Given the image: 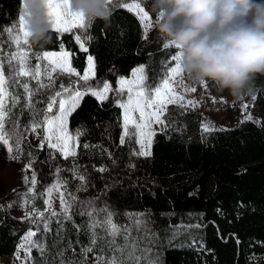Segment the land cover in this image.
Instances as JSON below:
<instances>
[{
    "label": "trees",
    "instance_id": "1",
    "mask_svg": "<svg viewBox=\"0 0 264 264\" xmlns=\"http://www.w3.org/2000/svg\"><path fill=\"white\" fill-rule=\"evenodd\" d=\"M20 5L21 0H0V53L6 78L14 50L4 29L17 22ZM143 6L151 17H157L152 11V0H144ZM110 12V23L97 21L85 29L82 39L87 52L81 51L75 42L74 31L62 35L51 32L50 42L43 47L29 40L30 61L35 59L33 53L59 52L63 43L77 73L85 70L87 56H93V81H108L114 92L119 77H128L136 66L142 65L143 86L152 91L165 79L176 50H165L157 36L146 41L133 13L121 7ZM39 62L44 65V61ZM20 79L30 80L29 88L33 90L38 81L45 85L31 96V111L26 107L29 97L23 87L9 88L10 96L18 97L19 103L11 109L7 126L11 128V122L18 121L21 131L30 123L33 113L36 120L45 115L50 97L61 90V84L73 87L79 83L76 75L69 78L59 71L51 77L42 74L37 79ZM205 84L215 95L228 96L217 92L212 83ZM255 87L258 118L206 136L201 132L199 112L169 105L164 117L166 126L155 135L149 157L135 156L129 144L120 143L122 110L114 93L103 102L90 94L83 95L68 119V129L79 133L74 155L65 159L45 147L35 146V137L43 135L40 129L37 134L24 136L22 151L11 153L21 160L24 171L32 161L25 173H34L36 184L34 193L29 194L27 212H43V219H50V231H45L35 216V223L17 216L25 213L21 207L22 193L2 197L0 205L5 207L0 210V258L12 257L21 237L34 229V241L45 250L42 255L33 248L31 264H60L58 253L63 250L65 261L71 259L79 264L81 247L89 244V218L80 212L87 210L89 202L98 209L107 208L122 229L132 227L138 214L151 222L150 229L161 238L170 227L179 226L187 231L191 226V235L177 237L171 246L167 241L163 246L157 245L160 264H255L253 257L264 258V77L255 81ZM79 176L85 178L83 186ZM58 180L65 185L66 193L77 198L72 220L64 221L63 226L57 222L63 217L50 216L45 204L46 188ZM132 235H137L135 230ZM101 245L99 241L91 254H99Z\"/></svg>",
    "mask_w": 264,
    "mask_h": 264
},
{
    "label": "snow or ice",
    "instance_id": "2",
    "mask_svg": "<svg viewBox=\"0 0 264 264\" xmlns=\"http://www.w3.org/2000/svg\"><path fill=\"white\" fill-rule=\"evenodd\" d=\"M114 0H107L108 8L113 5ZM47 16L48 22L51 26V32L56 34L69 33L73 29L84 30L90 28L86 19L82 14H74L71 11L70 0H47ZM118 7L126 9L129 13H133L138 18L141 25H143L145 32V39H147V33L151 28L149 12L142 7L140 3H120ZM163 14H161L162 17ZM7 32V36L11 43L15 45V52L10 57L7 67L9 68V74L6 75L3 71L4 62L2 59V53H0V148L7 146V152L13 153L14 151H22L21 144L25 135L37 134V130L43 131V135H38L40 140V148L45 146L50 150L59 152L60 155L67 159L68 156L74 155L71 151L69 142L72 140V136L67 130V122L73 111L79 106L80 99L85 94L94 96L98 101L103 102L107 98V94L112 91L111 85L107 83L102 84V90L96 88L93 90L89 85L85 90H81L79 87H66L61 84V90L55 92L50 97V102L45 109V115L41 119L36 120L35 114L30 118V123L25 126L21 131L18 121L11 122L12 126L9 128L7 125L10 122V112L12 108H15L19 103V98L16 96H10L9 88L11 86L23 87L24 92L28 94L29 102L26 107L31 111L33 105L31 103V96L34 92H38L39 88L45 87L44 84L38 81V87L36 89H30L29 81H22L21 77H31L37 79L40 76L41 65L37 64L33 67L30 63L31 47H30V33L27 30L25 17L19 15L18 24L14 23L11 27L4 29ZM87 39H91L88 36ZM75 42L79 45L80 50L87 52L88 49L82 40L81 35L75 36ZM174 46L171 43H164L163 48L165 50L171 49ZM0 48H3V40L0 39ZM27 48V50H25ZM35 59L38 61H46L44 65V74L51 77L52 73L59 70V74L63 75L67 73L69 78L77 75L75 69L70 66L69 56L70 53L65 51L63 43L59 45V52L55 51H43L42 53H33ZM171 60L175 62L174 67H170L168 75L163 79L162 86L155 87L154 91L145 90L143 82L145 77L143 75L144 68L138 67L131 73V79H119L117 95H121L119 107L123 110L122 115V132L123 135L120 139V143L124 144L125 140L131 137L132 142L138 145V149L134 152V155L139 157H149L151 155V146L153 139L157 134L155 131L156 125L166 126L164 117L167 113V107L169 105H179L181 108L186 106H195L196 102L188 100L184 102L183 94L178 93L177 88L182 85V81H178L176 78L180 77L183 73L181 67L182 55L179 52L171 55ZM94 58L91 55L87 56V70L83 75L79 76V80L83 82H89L94 77ZM185 91H189L185 89ZM195 91V89H190ZM67 93V95H65ZM11 99V105H8V99ZM256 97H253L255 101ZM56 105V110L53 112V106ZM248 104H244V110H247ZM51 113V115H49ZM247 121H253L251 115H246ZM221 131L223 129H220ZM217 131L214 127L207 123L201 125V132L210 133ZM79 133H77L78 137ZM15 145V148L13 147ZM30 155V154H29ZM32 161L25 166V171L31 168ZM103 171V169H101ZM25 183L30 184L28 192L22 194L21 207L25 210V219L35 223L33 216L41 220L45 231H50L49 223L50 219H43V212H27L29 201V194L34 193L36 178L33 173L31 180L25 176ZM83 186L86 181L83 176H79ZM81 189H77L80 191ZM56 193L60 202V212L52 210V196ZM45 204L50 211V216H62L63 220L57 221L63 226L64 221L72 220V207L76 201V197L71 193L65 192V185L61 181H57L51 185L45 193ZM12 202H9L7 207H11ZM5 206L0 205V210H3ZM81 216H87V234L89 235V244L82 246L80 255L82 259L79 264H85L88 259V254L93 252L99 241H102V245L99 249V254L95 255V264H160L158 258L157 245L163 246L165 241L171 246L177 237L182 235H191V226H188V230L184 231L181 227H170L165 233L164 238H161L159 234H154L149 227L151 223L149 220L142 219L138 214L133 219L132 227L121 228L114 220L112 213L104 209H98L92 202L88 203L87 210L80 212ZM196 227H200L196 225ZM100 229V233L97 232ZM133 230L137 235L133 236ZM143 232L144 235H140ZM36 236V231L29 229L23 237H21V243L18 245L17 256H19V250L25 251L30 257L33 248H36L42 255L44 247L41 243L33 240ZM122 241V242H121ZM196 240H192V244H195ZM66 251V250H63ZM63 251L58 253L60 255V264H77L74 260L63 259ZM107 252V254H105ZM26 264V261L24 262ZM46 264V262H45Z\"/></svg>",
    "mask_w": 264,
    "mask_h": 264
},
{
    "label": "clouds",
    "instance_id": "3",
    "mask_svg": "<svg viewBox=\"0 0 264 264\" xmlns=\"http://www.w3.org/2000/svg\"><path fill=\"white\" fill-rule=\"evenodd\" d=\"M47 0H21L32 44L51 40ZM71 11L89 25L110 23L107 0H70ZM155 32L182 55L181 67L194 84L210 82L234 101L256 94L264 77V0H152ZM161 14L162 17H161Z\"/></svg>",
    "mask_w": 264,
    "mask_h": 264
},
{
    "label": "rangeland",
    "instance_id": "4",
    "mask_svg": "<svg viewBox=\"0 0 264 264\" xmlns=\"http://www.w3.org/2000/svg\"><path fill=\"white\" fill-rule=\"evenodd\" d=\"M143 1L144 0H114L113 5H111L109 7V9L111 10L114 7H118V4H120V3H140L141 6L144 7ZM157 19H158L157 17H154V18L151 17L150 24L152 26L148 30V33H147L148 38L147 39H145L144 28H143V25H141L142 29H143L144 39L146 41L149 40L153 36L154 37L157 36L156 32H155V25H156ZM16 24H18V20H17ZM73 30L77 31V35H81V37H83L85 29L84 30L73 29ZM12 47H13V50L15 52V50H16L15 45L12 44ZM172 49H175V48L173 47ZM25 50H27V48ZM176 52H177V50H176ZM69 60H70V56H69ZM30 63L33 67H35V65H37V64H40V62L36 59L30 61ZM45 64H46V61H44V65ZM44 65L43 66L41 65L40 75L44 74ZM70 66H71V64H70ZM172 66L173 67L175 66L174 61H173ZM138 67H143V66L142 65L136 66L134 68V70L137 69ZM86 70H87V65H86L84 72ZM167 70H170V68H168ZM57 71H59V70H57ZM84 72H82L80 74L76 72L77 73L76 76L78 77V79H79V76L83 75ZM143 75H144V73H143ZM183 75H184V77H185L184 79L186 81H182V85L179 86V88H181L182 92L185 93L184 102H186L188 100H192V101L196 102L195 106H186L185 109L197 110L202 115V124L207 123V124L211 125L212 127H214L215 129L219 130V129L233 128L236 126H242L244 123L247 122L246 115H251L253 117V120L258 118L259 115H258V112L255 110V107H254L255 101L253 100V97H246L245 99H243L241 101H234L233 98L229 95L228 96L215 95L212 90L207 88L205 83L194 84L187 79L184 72L182 73L181 76H183ZM122 78L123 79H131L132 77L130 74L128 77H119L117 79V81L119 79H122ZM93 79H94V77H92V79L89 82H83V81L79 80V83L73 87H79L83 91L90 85L93 90H95L98 87L100 88V90H102V84L103 83L109 84V82L106 80L93 81ZM143 84H144V82H143ZM118 87L119 86L117 83L116 89L114 90V92L110 91L107 94V98L105 100L108 99L109 95L112 97L113 93H114V97L116 99V102L119 105L122 94L117 95ZM179 88L177 91H179ZM185 89H188L189 91H185ZM190 89H195V91H190ZM180 94H182V93H180ZM65 95H67V93H65ZM254 97H256V94ZM244 104L249 105L247 110H244V108H243ZM55 110H56V105L53 106V112H55ZM49 115H51V113H49ZM122 115H123V110H122ZM67 130H68L69 134L73 137L72 140L69 142V146L71 148V151L75 153L76 146H77V133L72 132L68 129V122H67ZM163 130H164V126H161V125L155 126L156 133L162 132ZM207 134L208 133H204L203 135L206 136ZM122 135H123V132H122ZM122 135H121V137H122ZM35 138L36 139L34 141V145L37 147H40V140L37 137H35ZM125 143L129 144L131 146L132 152L134 155V152L138 149V145L134 144L132 142L131 137L127 138L125 140ZM45 148H47V147L45 146ZM51 151L56 153L60 157H62L59 152H56L55 150H51ZM70 156H72V155H70ZM32 175H33L32 173H30V174L25 173L24 166H23L21 160L17 156H13V155H11V153H8L7 152V146L0 148V199L6 195H13L16 193L24 194V193L28 192L30 184H26L24 178H25V176H27L29 178V181H30ZM53 184H55V183H53ZM50 186H48L46 188V190ZM46 190H45V193H46ZM30 194H32V193H30ZM46 210H47V212L50 213V211L47 208V205H46ZM52 210L60 212V202H59V199H58V196L56 193H54L52 196ZM17 216L23 217V216H25V213L17 214ZM32 230H34V229H32ZM34 231H36V230H34ZM36 233H37V231H36ZM33 240H34V237H33ZM20 243H21V240L19 241V244ZM17 251H18V247L15 251V254L12 257L0 258V264H24L25 261H26V264H31V262H32V256L31 255L29 257L25 251L19 250V256H17ZM252 260L254 261L255 264H264V258L259 259V258L253 257ZM87 263L88 264H95V256L93 254H91V253L88 254Z\"/></svg>",
    "mask_w": 264,
    "mask_h": 264
},
{
    "label": "crops",
    "instance_id": "5",
    "mask_svg": "<svg viewBox=\"0 0 264 264\" xmlns=\"http://www.w3.org/2000/svg\"><path fill=\"white\" fill-rule=\"evenodd\" d=\"M72 31H74L75 32V36L77 35V31H75V30H72ZM173 67V66H172ZM84 72V71H83ZM168 72H169V70H167V72H166V77H167V75H168ZM165 77V78H166ZM185 77H184V75L183 76H180V77H177L176 79L178 80V81H186L185 79H184ZM163 82V81H162ZM162 82L158 85V86H162ZM157 86V87H158ZM179 88V87H178ZM178 88H177V90H178ZM155 90V88L152 90V91H154ZM178 93H182L183 94V96L185 97V93L184 92H182V89L181 88H179V91H178ZM185 100V99H184ZM183 108H185V107H183ZM191 110H194V111H197V110H195V109H191ZM198 112V111H197Z\"/></svg>",
    "mask_w": 264,
    "mask_h": 264
}]
</instances>
